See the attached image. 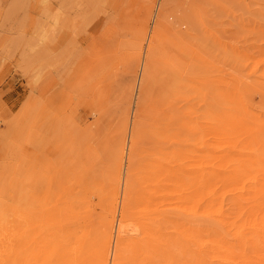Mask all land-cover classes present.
I'll use <instances>...</instances> for the list:
<instances>
[{
  "label": "rangeland",
  "instance_id": "374dc122",
  "mask_svg": "<svg viewBox=\"0 0 264 264\" xmlns=\"http://www.w3.org/2000/svg\"><path fill=\"white\" fill-rule=\"evenodd\" d=\"M0 215L107 264L122 219L124 264H264V0H0Z\"/></svg>",
  "mask_w": 264,
  "mask_h": 264
},
{
  "label": "bare ground",
  "instance_id": "6f19581e",
  "mask_svg": "<svg viewBox=\"0 0 264 264\" xmlns=\"http://www.w3.org/2000/svg\"><path fill=\"white\" fill-rule=\"evenodd\" d=\"M116 229L120 242L111 249L112 264H124L125 243L136 229L131 228L123 219L117 223ZM47 240V237L34 232L26 218L11 219L0 215V264H107L109 259L108 238L94 259L83 254L81 248L71 247L69 239L52 237L51 241Z\"/></svg>",
  "mask_w": 264,
  "mask_h": 264
}]
</instances>
